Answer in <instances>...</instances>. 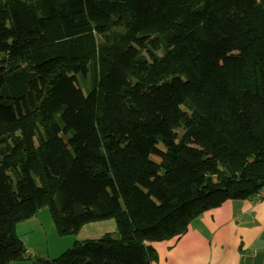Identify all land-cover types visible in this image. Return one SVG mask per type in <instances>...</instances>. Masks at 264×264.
I'll return each mask as SVG.
<instances>
[{
    "label": "trees",
    "instance_id": "trees-1",
    "mask_svg": "<svg viewBox=\"0 0 264 264\" xmlns=\"http://www.w3.org/2000/svg\"><path fill=\"white\" fill-rule=\"evenodd\" d=\"M263 187L264 0H0V264L41 208L121 235L42 264H151Z\"/></svg>",
    "mask_w": 264,
    "mask_h": 264
},
{
    "label": "crops",
    "instance_id": "crops-1",
    "mask_svg": "<svg viewBox=\"0 0 264 264\" xmlns=\"http://www.w3.org/2000/svg\"><path fill=\"white\" fill-rule=\"evenodd\" d=\"M105 220L82 225L79 240L119 232L117 223L110 230L109 223L99 225ZM147 244L156 253L151 264H264V192L259 198L228 199L193 219L181 236Z\"/></svg>",
    "mask_w": 264,
    "mask_h": 264
},
{
    "label": "rangeland",
    "instance_id": "rangeland-1",
    "mask_svg": "<svg viewBox=\"0 0 264 264\" xmlns=\"http://www.w3.org/2000/svg\"><path fill=\"white\" fill-rule=\"evenodd\" d=\"M82 74L87 80L86 69L82 70ZM153 158L159 159L155 155ZM103 223L105 225L109 223L106 228L110 230L113 226L115 227L116 222L114 218H109L105 222H100L99 225H104ZM86 227L82 231H85ZM92 229L96 231V228ZM16 232L23 240L27 252L22 260L14 261L12 264H42V259H54L83 240H79L78 232L59 234L48 208H41L33 217L19 223ZM91 234L94 233H88L87 236H91ZM114 234L108 235L113 236Z\"/></svg>",
    "mask_w": 264,
    "mask_h": 264
},
{
    "label": "built area",
    "instance_id": "built-area-1",
    "mask_svg": "<svg viewBox=\"0 0 264 264\" xmlns=\"http://www.w3.org/2000/svg\"><path fill=\"white\" fill-rule=\"evenodd\" d=\"M263 192H264V187L259 192H257L254 196L256 198H259V197L263 196Z\"/></svg>",
    "mask_w": 264,
    "mask_h": 264
},
{
    "label": "water",
    "instance_id": "water-1",
    "mask_svg": "<svg viewBox=\"0 0 264 264\" xmlns=\"http://www.w3.org/2000/svg\"><path fill=\"white\" fill-rule=\"evenodd\" d=\"M120 237H121V235H120L119 232L115 233V234L112 236V238H113L114 240H119Z\"/></svg>",
    "mask_w": 264,
    "mask_h": 264
}]
</instances>
